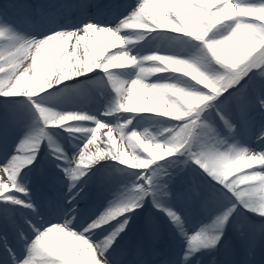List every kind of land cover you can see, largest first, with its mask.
I'll return each mask as SVG.
<instances>
[{
	"label": "snow or ice",
	"instance_id": "obj_1",
	"mask_svg": "<svg viewBox=\"0 0 264 264\" xmlns=\"http://www.w3.org/2000/svg\"><path fill=\"white\" fill-rule=\"evenodd\" d=\"M0 174V264H264V0H0Z\"/></svg>",
	"mask_w": 264,
	"mask_h": 264
},
{
	"label": "rangeland",
	"instance_id": "obj_2",
	"mask_svg": "<svg viewBox=\"0 0 264 264\" xmlns=\"http://www.w3.org/2000/svg\"><path fill=\"white\" fill-rule=\"evenodd\" d=\"M34 1H36V2H47V3H64L65 2V0H34ZM96 1L97 0H95V2ZM65 11L69 14V16L68 17L61 16V19H64V18H67V19H75L74 14H73L74 13V8L65 9ZM78 54L81 56V58H83L82 57V51H80ZM26 65H27V62L25 64V66ZM153 79H154V77H153ZM90 102L91 101H89V103ZM90 105H91V107H93V106H96L97 107V105H94V103H90ZM104 119H108V118H104ZM154 124H156L155 121L145 122L144 123V126L145 127H148V126H151V125H154ZM106 132H107V128L100 129L98 131V133H97V139L92 144H89L86 150L88 152H90V153H94L97 150L98 147L100 149H102V150L105 149V144L107 143V138H106V135H105ZM113 138L116 140V149H121V150H123L125 152L130 151L129 146L126 143H122L121 142V140L119 138V134L116 133L115 131L113 132ZM113 150H115V149H113ZM0 175H3V174H0ZM41 175H42V178H46L47 177V170L45 169L44 172L41 173ZM93 181H95V180H93ZM93 181H90V182H93ZM45 186H47V185H45ZM105 188H106V186L102 190H106ZM100 190H101V188H100ZM145 214L146 215H145V217L142 220V223L143 224H144L145 218L151 215L150 210L145 211ZM134 221L138 222V218H136Z\"/></svg>",
	"mask_w": 264,
	"mask_h": 264
},
{
	"label": "bare ground",
	"instance_id": "obj_3",
	"mask_svg": "<svg viewBox=\"0 0 264 264\" xmlns=\"http://www.w3.org/2000/svg\"><path fill=\"white\" fill-rule=\"evenodd\" d=\"M9 144L11 145V143H12V136H11V134L9 135ZM94 182V181H93ZM93 182L92 183H88V185H91V184H93ZM106 190L103 192L102 191V196H101V204H100V206L99 207H101V205L104 203V201H105V199L106 198H111V194H112V192L114 191V187H112V186H106V188H105ZM83 196H84V199L81 201V205H82V207L83 206H86V201H87V199L90 197V196H95V192L94 191H92L90 188H88V189H86L85 191H84V193H83ZM99 207H96V208H93V210H92V212L93 211H95L97 208H99ZM146 211H147V209H146ZM145 213H144V215L142 214L140 217H138V222H136V221H134L133 222V224H132V226H131V233L129 234V237L128 238H126V242L128 241V240H131V239H134L135 238V234L136 233H138L139 231H141V229H142V227H143V223H142V220H143V218L145 217ZM155 219V218H154ZM163 230V229H162ZM164 231H161V235H160V237H159V239H157L156 241H155V244L157 245L158 244V241L160 240V238H163V237H165L164 236Z\"/></svg>",
	"mask_w": 264,
	"mask_h": 264
},
{
	"label": "trees",
	"instance_id": "obj_4",
	"mask_svg": "<svg viewBox=\"0 0 264 264\" xmlns=\"http://www.w3.org/2000/svg\"><path fill=\"white\" fill-rule=\"evenodd\" d=\"M33 2H36V1L33 0Z\"/></svg>",
	"mask_w": 264,
	"mask_h": 264
}]
</instances>
